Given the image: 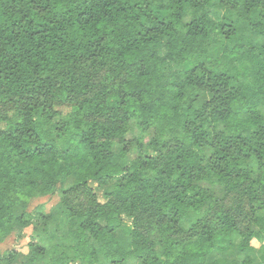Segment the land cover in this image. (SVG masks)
Segmentation results:
<instances>
[{
    "label": "trees",
    "instance_id": "trees-1",
    "mask_svg": "<svg viewBox=\"0 0 264 264\" xmlns=\"http://www.w3.org/2000/svg\"><path fill=\"white\" fill-rule=\"evenodd\" d=\"M35 219L0 264H264V0H0V244Z\"/></svg>",
    "mask_w": 264,
    "mask_h": 264
},
{
    "label": "rangeland",
    "instance_id": "rangeland-1",
    "mask_svg": "<svg viewBox=\"0 0 264 264\" xmlns=\"http://www.w3.org/2000/svg\"><path fill=\"white\" fill-rule=\"evenodd\" d=\"M63 114L67 113L69 111L68 108H63L60 110ZM130 137V135H128ZM135 154L129 155L128 160L125 162H122L123 165H128L131 161V159L135 158ZM115 161H118V151L115 150ZM69 184H66L68 186ZM91 187L95 191V193L102 197V190L96 186V184H92ZM61 195L59 192H56L55 194L39 198L31 203V205L28 208L29 212H34L37 208H42L44 211L48 212L53 207H57L61 204ZM39 225L38 221L35 219L33 222V225L28 228L22 229L17 234H13L10 236L5 242L0 244V255L3 253L15 249L17 251H20L22 253H25L27 251L26 245L30 241L32 236L33 227ZM252 244L257 247L259 244L255 240L252 241Z\"/></svg>",
    "mask_w": 264,
    "mask_h": 264
},
{
    "label": "crops",
    "instance_id": "crops-1",
    "mask_svg": "<svg viewBox=\"0 0 264 264\" xmlns=\"http://www.w3.org/2000/svg\"><path fill=\"white\" fill-rule=\"evenodd\" d=\"M252 241H253V240H252ZM255 241H256V240H255ZM256 242H258V241H256ZM251 243H252V242H251ZM258 244H259V245H258L257 247H255L253 244H252V245H253L255 248H258L261 244H264V242H263V243L258 242Z\"/></svg>",
    "mask_w": 264,
    "mask_h": 264
}]
</instances>
